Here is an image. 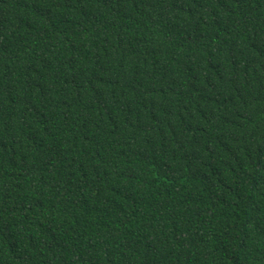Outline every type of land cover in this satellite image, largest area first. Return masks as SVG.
<instances>
[{
	"label": "trees",
	"instance_id": "trees-1",
	"mask_svg": "<svg viewBox=\"0 0 264 264\" xmlns=\"http://www.w3.org/2000/svg\"><path fill=\"white\" fill-rule=\"evenodd\" d=\"M0 264H264V0H0Z\"/></svg>",
	"mask_w": 264,
	"mask_h": 264
}]
</instances>
